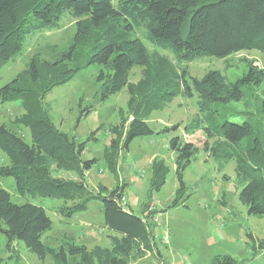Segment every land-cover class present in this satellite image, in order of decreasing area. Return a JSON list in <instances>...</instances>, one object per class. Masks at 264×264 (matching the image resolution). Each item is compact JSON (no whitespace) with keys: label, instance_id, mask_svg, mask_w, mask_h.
Returning a JSON list of instances; mask_svg holds the SVG:
<instances>
[{"label":"trees","instance_id":"obj_1","mask_svg":"<svg viewBox=\"0 0 264 264\" xmlns=\"http://www.w3.org/2000/svg\"><path fill=\"white\" fill-rule=\"evenodd\" d=\"M65 13L76 18L70 43L48 58L34 53L22 70L0 86V101L19 103L23 112L15 121L29 131L26 140L0 124V150L8 159L0 166V175L12 177L24 198L16 203L0 187V233L6 238L5 246L11 249L14 242H22L40 259L52 256L57 264H68L63 246L54 248L41 239L53 223L48 210L56 205L60 211L64 207L66 213H74L86 210L88 202L97 199L104 225L113 232L110 244L75 245L73 264H137L133 260L146 255L163 262L151 228L152 212L146 211L149 202L143 204L142 215L125 203L126 183L118 169L134 138L178 129L172 124L157 131L148 123L153 111L177 96L196 97L197 110L184 124V133L201 131L205 136L202 146L177 133L169 139L175 152L178 192L185 188L184 170L202 149L215 158L219 170L234 161L240 201L249 215H264V68L254 59H244L246 71L230 80L217 69L193 76L185 65L205 57L225 58L244 49L264 51V0H0V70L21 54L26 36L57 28ZM156 49L173 55L177 76L163 63L164 56L155 58ZM136 65L147 70L137 81H128V72ZM89 66L98 68L95 103L124 87L128 94L127 116L119 110V123L103 150L114 176L112 187L99 182L91 188L86 179L97 159H85L82 153L87 142L96 139L99 128L78 142L56 126L45 101L53 87L69 82ZM246 87L261 92L256 107L237 110L230 106V101L243 98ZM93 108L94 103L82 107L78 120ZM151 168L149 198L169 172L164 159H154ZM258 244L264 247V235ZM211 264L241 262L218 253Z\"/></svg>","mask_w":264,"mask_h":264},{"label":"rangeland","instance_id":"obj_2","mask_svg":"<svg viewBox=\"0 0 264 264\" xmlns=\"http://www.w3.org/2000/svg\"><path fill=\"white\" fill-rule=\"evenodd\" d=\"M116 1V0H114ZM75 20L65 13L59 26L47 31L32 33L23 41V50L15 60H10L0 70V86L12 79L37 53L48 58L56 49L66 47L75 32ZM152 51L153 47L149 45ZM157 59L162 58L170 71L175 72L173 55L156 49ZM244 59H254L264 68V51L244 49L225 58L205 57L185 63L191 75L201 77L210 69H217L230 80L246 71ZM147 68L133 66L127 76L128 81H137ZM98 68L89 66L77 72L62 85L53 87L45 96L53 121L60 130L67 132L76 141L85 139L90 132L99 128L96 139L89 140L82 153L83 158H96V163L87 171L89 187L96 188L99 182L108 187L114 185V176L103 159V150L109 143L113 127L119 123L120 115L127 116L128 94L126 88L112 94L101 103H95V93L99 83ZM246 87L243 98L230 101L237 110L254 109L261 92ZM264 96V94H263ZM196 97H175L163 109L151 113L149 125L160 131L176 124L178 129L165 133L138 136L129 144V149L119 160V175L126 183L124 200L136 214L142 215L143 204L149 202L146 211H151V228L156 247L163 256L159 262L152 255L134 259L137 264H211V258L218 253H227L241 264H264V247L258 241L264 235V215H249L247 208L238 197L241 186L236 179L235 163L230 160L222 170L217 161L205 150H200L198 159L184 170V190L178 192L179 181L175 171V152L169 147V139L175 133L184 140L202 146L205 136L201 131L186 134L184 124L195 114ZM94 103L90 113L78 120L81 108ZM23 112L17 101H0V124L4 123L22 138L29 140L28 128L15 119ZM164 159L169 168L165 183L148 197L152 161ZM6 155L0 150V166L7 164ZM66 177L74 175L62 173ZM0 187L8 190L11 200L21 203L24 198L17 192L12 177L0 175ZM70 204V203H69ZM50 205V203H49ZM55 205V204H53ZM66 208L54 206L48 210L52 227L41 235L42 241L51 247L63 246L68 264H73L77 256L71 249L84 244L90 248L96 244L109 246V235L113 232L104 225L100 202L92 199L86 210L66 213ZM251 234V236L249 235ZM167 236V242H164ZM6 238L0 233V264H57L52 256L43 259L30 252L22 242H14L11 249L5 246ZM16 253V254H15Z\"/></svg>","mask_w":264,"mask_h":264},{"label":"built area","instance_id":"obj_3","mask_svg":"<svg viewBox=\"0 0 264 264\" xmlns=\"http://www.w3.org/2000/svg\"><path fill=\"white\" fill-rule=\"evenodd\" d=\"M164 242H167V236H165Z\"/></svg>","mask_w":264,"mask_h":264},{"label":"crops","instance_id":"obj_4","mask_svg":"<svg viewBox=\"0 0 264 264\" xmlns=\"http://www.w3.org/2000/svg\"><path fill=\"white\" fill-rule=\"evenodd\" d=\"M164 260V259H163Z\"/></svg>","mask_w":264,"mask_h":264}]
</instances>
